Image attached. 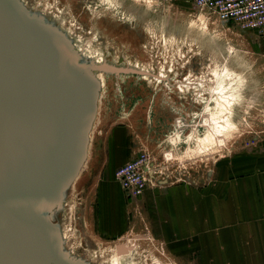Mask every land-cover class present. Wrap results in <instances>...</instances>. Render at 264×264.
I'll list each match as a JSON object with an SVG mask.
<instances>
[{
	"label": "rangeland",
	"instance_id": "1",
	"mask_svg": "<svg viewBox=\"0 0 264 264\" xmlns=\"http://www.w3.org/2000/svg\"><path fill=\"white\" fill-rule=\"evenodd\" d=\"M16 1L80 65L107 68L91 70L95 110L79 174L44 215L64 255L102 264L126 243L118 253L133 246L129 256L108 264H197L176 227L166 236L163 198L179 186L218 194L224 164L261 147L264 38L207 20L186 0ZM226 86L238 88L236 99L216 103L214 90ZM142 155L155 186L131 200L115 172Z\"/></svg>",
	"mask_w": 264,
	"mask_h": 264
},
{
	"label": "water",
	"instance_id": "2",
	"mask_svg": "<svg viewBox=\"0 0 264 264\" xmlns=\"http://www.w3.org/2000/svg\"><path fill=\"white\" fill-rule=\"evenodd\" d=\"M72 53L16 0H0V264H78L44 220L82 166L95 110L96 64Z\"/></svg>",
	"mask_w": 264,
	"mask_h": 264
},
{
	"label": "crops",
	"instance_id": "3",
	"mask_svg": "<svg viewBox=\"0 0 264 264\" xmlns=\"http://www.w3.org/2000/svg\"><path fill=\"white\" fill-rule=\"evenodd\" d=\"M255 152L224 164L218 194L187 195L179 186L164 196L165 234L176 227L197 251V264H264V141Z\"/></svg>",
	"mask_w": 264,
	"mask_h": 264
},
{
	"label": "built area",
	"instance_id": "4",
	"mask_svg": "<svg viewBox=\"0 0 264 264\" xmlns=\"http://www.w3.org/2000/svg\"><path fill=\"white\" fill-rule=\"evenodd\" d=\"M202 17L214 23L233 22L244 31H254L264 38V0H186ZM148 157L142 155L119 167L115 179L128 198L141 197L155 183Z\"/></svg>",
	"mask_w": 264,
	"mask_h": 264
},
{
	"label": "bare ground",
	"instance_id": "5",
	"mask_svg": "<svg viewBox=\"0 0 264 264\" xmlns=\"http://www.w3.org/2000/svg\"><path fill=\"white\" fill-rule=\"evenodd\" d=\"M101 62H99V64L96 66L97 68L95 69V71H97V70H106L107 68H102L100 65ZM78 64V63H77ZM79 66H80V64H78ZM95 71H93L92 73H91V75L93 76L92 78L94 79V81H95V77H94V75H93V73L95 72ZM214 92H215V94L216 95H218V98H217V102L216 103H218V102H224V103H228V104H231L232 102H234L233 100H235L236 99V94L238 93V88H236V87H232V86H226V87H221V89H218V90H214ZM214 99V98H213ZM215 102V101H214ZM208 105V104H207ZM210 123H214L215 121H214V119L213 118H209V120H208ZM211 124V127H212V131H215L216 129L213 127V125ZM222 126H223V128H224V124H222ZM220 127H221V124H220ZM86 146H87V143H85V149H86ZM206 148H204V147H201L200 148V151H202V150H205ZM80 168H81V166H80ZM80 168H79V170H80ZM79 174V171L77 172V174H76V176H75V178H77V175ZM74 178V179H75ZM73 179V180H74ZM73 182V181H72ZM71 182V183H72ZM57 236H58V238H59V242H60V250H61V254H62V256L65 258V259H67V260H69V258L68 257H66L65 255H64V253H63V246H62V242H61V238H60V235H59V233L57 232ZM121 248H123V246H120ZM133 246H130L129 247V250L132 248ZM118 257V256H117ZM75 261V260H74ZM76 262L78 263V264H84L83 262H81L80 260H76ZM110 263V262H109ZM111 264H120L119 263V261H117L116 259H114V260H112L111 261Z\"/></svg>",
	"mask_w": 264,
	"mask_h": 264
},
{
	"label": "flooded vegetation",
	"instance_id": "6",
	"mask_svg": "<svg viewBox=\"0 0 264 264\" xmlns=\"http://www.w3.org/2000/svg\"><path fill=\"white\" fill-rule=\"evenodd\" d=\"M125 245H127V244L126 243H123V244L119 245L118 247L116 246L115 250H113V253L111 255V258H113L114 255L118 256L119 255V253H118L119 247L120 246H125ZM128 250H129V248H128ZM129 254H130V250H129V252H124L123 254H120L119 255L120 258H123V259H121V261H124L126 259V257L129 256ZM111 258L108 261H104V262H100V263H102V264H108V262L111 260ZM115 259L117 260V257H115ZM132 264H134V263L132 262Z\"/></svg>",
	"mask_w": 264,
	"mask_h": 264
}]
</instances>
